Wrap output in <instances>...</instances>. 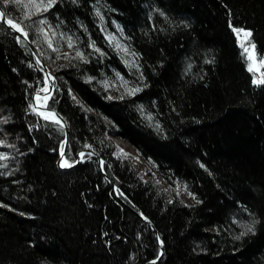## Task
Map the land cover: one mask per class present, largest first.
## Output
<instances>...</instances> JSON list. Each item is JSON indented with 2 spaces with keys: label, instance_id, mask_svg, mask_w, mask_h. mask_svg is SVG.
Instances as JSON below:
<instances>
[{
  "label": "trees",
  "instance_id": "trees-1",
  "mask_svg": "<svg viewBox=\"0 0 264 264\" xmlns=\"http://www.w3.org/2000/svg\"><path fill=\"white\" fill-rule=\"evenodd\" d=\"M27 2L0 6L53 76L64 159L95 155L57 166L64 128L30 107L45 69L0 22V264H264V76L230 27L252 32L259 63L264 0H57L26 19ZM117 74L141 91L127 95ZM114 137L152 167L147 179Z\"/></svg>",
  "mask_w": 264,
  "mask_h": 264
},
{
  "label": "snow or ice",
  "instance_id": "snow-or-ice-1",
  "mask_svg": "<svg viewBox=\"0 0 264 264\" xmlns=\"http://www.w3.org/2000/svg\"><path fill=\"white\" fill-rule=\"evenodd\" d=\"M23 2V0H5V5L9 4V3H17V4H21ZM73 2L75 3L76 0H73ZM57 3V0H28L27 4H24L25 8H28L29 6H31V9H34V11H32L30 14H26L25 18H30V15H34L36 13H39L41 11L43 12H47L49 9H51L55 4ZM96 14L98 16H100L101 21H103V17L100 14L99 9H97ZM7 19V23L8 25L16 32L20 33L22 36H24L25 39H27V32L24 31V27H22L21 23L18 21H14L11 18H8L6 16V13L4 11H0V20H4ZM40 24H46L47 21L46 20H40L39 21ZM230 27L232 28V31L237 35V38L240 39L241 35H243L244 38L247 39V45L245 43H241V47L243 49V53L242 54H247L246 58L250 61L254 60L255 58V44L251 42V36H252V32L245 30V29H241V28H237V27H233L230 24ZM40 31L43 33L49 48H52V42L51 40L48 39V33L44 31V29H40ZM55 35V33H53V36ZM109 42L111 43L115 37L109 35L106 37ZM68 46L69 48L74 47V43L71 37H68ZM90 47H92L95 51L99 52V49H96L95 47V43L93 42L92 44H90ZM116 47L123 53L124 57H128L131 56L133 59L132 60H125V63L128 67H135L137 69V71H139L140 66L137 63V61L139 60V55L135 52V51H131L129 47L123 46L121 44H119L117 42ZM251 48V52L250 49ZM54 51H56V49H53ZM76 56L84 59L86 62V59L83 55V53H81L79 50L76 51ZM59 58V57H57ZM67 58V57H66ZM206 62H211V61H206ZM259 63L261 65H264V58H262ZM37 64H39V60H37ZM189 67H191V65H189ZM249 71H253V67L251 66V64L249 65L248 68ZM262 76H264V73H262ZM117 78L119 80H121L123 87H125V92L127 95L132 96L135 95L137 92L141 91V89L139 87H127L128 82L126 80H124L123 77H121L119 74H117ZM141 79H143V75L141 74ZM52 79V77L50 75L46 74V78L44 80V84L47 85L49 83V81ZM91 79V78H90ZM257 81L254 79L253 83H256ZM260 83H264V79H261L259 81ZM108 82H105V88L107 90L108 88ZM114 86V85H113ZM49 91L50 89L48 87H43L39 90V92L44 93L43 96H41L39 93L35 96V100L37 102L36 106H32L30 105L31 109L33 112L37 113L38 115L41 116L42 119H44L45 121H49L53 124H56L59 126L60 129H63L66 125V122L63 121L62 117H59V115L54 111V110H47V111H40V109H48V101L50 99H53V97L51 95H49ZM112 96H109L108 99H112ZM121 98H123V96H121ZM73 99L75 100L76 98L73 97ZM141 112H143V108L141 107ZM148 119V121L152 122L153 117L151 115H148L146 117ZM155 129L157 131H162L159 123H156L154 125ZM86 147H91L90 145H86ZM61 162L59 164L60 168H69L72 167V164L68 163L67 160L63 159L65 153H64V145L61 144ZM84 153H80V156L83 158L84 157ZM91 155V154H89ZM117 156L119 158H124L127 159L128 158V154L126 152H124L122 149L117 150ZM4 157L0 156V159H3ZM151 162V161H150ZM101 165H103V161L100 162ZM203 167V165H201ZM185 191H187V186L185 185ZM189 196H192L193 199H195L194 194H192L191 192H188ZM199 202V201H197ZM3 205H0V207H2ZM258 223V221L254 218L252 220V222L250 224H246L243 225L245 231H242L240 233V236H244L246 235L248 232H254V226L255 224ZM240 236H237L236 238L239 239ZM153 264H155V261H153Z\"/></svg>",
  "mask_w": 264,
  "mask_h": 264
},
{
  "label": "rangeland",
  "instance_id": "rangeland-1",
  "mask_svg": "<svg viewBox=\"0 0 264 264\" xmlns=\"http://www.w3.org/2000/svg\"><path fill=\"white\" fill-rule=\"evenodd\" d=\"M5 1V0H3ZM109 36V35H108ZM113 36V35H111ZM113 37H115V39L111 42L115 47H116V44L117 42L120 44V41L117 37V35H114ZM240 41L241 43H245L247 44V39L243 37V35H241L240 37ZM117 48V47H116ZM118 49V48H117ZM119 50V49H118ZM250 52L252 51L251 48L249 49ZM120 51V50H119ZM37 54V53H36ZM38 55V54H37ZM37 60H39V64L40 65H43L44 63L42 62V60L40 59V57L38 56L37 57ZM253 67V71H262V73H264V70L263 69H260V64L256 61V59L254 58V60L250 61L248 60V65H250ZM45 65V64H44ZM46 67V70H45V78H46V72L48 71V75H50L52 77V82H53V76L52 74L50 73V71L48 70L49 68L45 65ZM44 78V80H45ZM43 87H48V84L45 85ZM42 87V88H43ZM39 92V90L37 91ZM35 93L34 95L36 96L38 93ZM52 92V91H51ZM51 92L49 93V95L51 94ZM44 95V94H43ZM41 95V96H43ZM35 96H33L35 98ZM32 104L33 106L36 105L35 103V99H33L32 101ZM111 140L113 141V143L115 144V146L117 147V149H122L124 152H126L128 154V157L130 159H132L134 161V163L139 167V172H141L142 176L144 178L147 179V175L146 173L148 171H152V167L146 163L137 153L136 151L130 146L129 143L125 142V141H122L120 140L119 138H111ZM158 180V179H157ZM159 181V180H158ZM163 188L166 190V192L170 195H176L178 196V198L184 202L185 204H190L192 202V199L189 197V195L187 194V192L185 191L184 187L180 184H177L174 188H170L169 186L163 184L162 185Z\"/></svg>",
  "mask_w": 264,
  "mask_h": 264
},
{
  "label": "water",
  "instance_id": "water-1",
  "mask_svg": "<svg viewBox=\"0 0 264 264\" xmlns=\"http://www.w3.org/2000/svg\"><path fill=\"white\" fill-rule=\"evenodd\" d=\"M0 11H3L2 10V8H1V6H0ZM0 22L7 28V29H9L11 32H13L14 34H16L17 36H19L20 38H22L23 40H25L26 41V43L29 45V47L34 51V48L32 47V45L30 44V42L28 41V39H25L24 38V36H22L20 33H18V32H16V31H14L9 25H8V23H7V19H4V20H0ZM34 54H35V57H36V59H37V57H38V55L36 54V52L34 51ZM43 66V68L46 70V67H45V65L43 64L42 65ZM46 74L48 75V71L46 72ZM48 88L50 89V91H49V93L52 91V80L51 81H49V83H48ZM37 93H39L40 95H43L44 93H41V92H37ZM35 96V95H34ZM33 99H34V97H33ZM34 106H36V105H34ZM47 110H51V109H40V111H47ZM56 112V111H55ZM57 113V112H56ZM58 114V113H57ZM59 115V117H61V115L60 114H58ZM63 121H64V119H63ZM65 122V121H64ZM64 131H65V140H64V153H65V151H66V148H67V143H68V131H67V126L65 125V127H64ZM80 153H84V154H91V155H95L93 152H91V151H89V150H85V151H81ZM80 153L78 154V156H77V161H76V163L73 165V166H75L79 161H80V159H81V156H80ZM64 157H65V155H64ZM64 157H63V159H64ZM60 162H61V155L59 156V158H58V160H57V166L59 167V164H60ZM101 161H99V164L101 165V163H100ZM72 166V167H73ZM72 167H69V168H72ZM60 168V167H59ZM60 169H67V168H60ZM163 253V246L161 245V254ZM153 263V262H152ZM151 262L149 263V264H152Z\"/></svg>",
  "mask_w": 264,
  "mask_h": 264
},
{
  "label": "bare ground",
  "instance_id": "bare-ground-1",
  "mask_svg": "<svg viewBox=\"0 0 264 264\" xmlns=\"http://www.w3.org/2000/svg\"><path fill=\"white\" fill-rule=\"evenodd\" d=\"M51 81V80H50ZM35 103L37 104L36 100H35Z\"/></svg>",
  "mask_w": 264,
  "mask_h": 264
}]
</instances>
